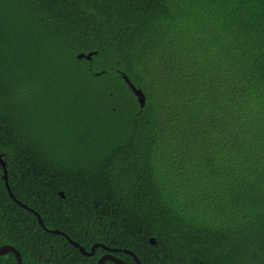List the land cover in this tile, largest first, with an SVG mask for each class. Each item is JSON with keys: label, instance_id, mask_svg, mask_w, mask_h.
Returning <instances> with one entry per match:
<instances>
[{"label": "trees", "instance_id": "trees-1", "mask_svg": "<svg viewBox=\"0 0 264 264\" xmlns=\"http://www.w3.org/2000/svg\"><path fill=\"white\" fill-rule=\"evenodd\" d=\"M0 154L24 264H264V0H0Z\"/></svg>", "mask_w": 264, "mask_h": 264}, {"label": "water", "instance_id": "water-1", "mask_svg": "<svg viewBox=\"0 0 264 264\" xmlns=\"http://www.w3.org/2000/svg\"><path fill=\"white\" fill-rule=\"evenodd\" d=\"M90 57V56H88ZM128 80V79H127ZM135 94H137L140 98V103L141 105H143L144 103V97H143V94L141 91L137 90L134 86L132 87ZM0 164L2 165L3 167V170H4V175H3V179L5 181V185L7 187V190L9 192V195L11 196V198L16 201L20 206L24 207L25 209L29 210L30 212L34 213L40 224L43 226V228H45L48 232H51V233H54V234H59V235H63L65 236L73 246H75L76 248H78L80 250V252L86 256H93L95 254V251H96V248L100 246V244H96L95 246H93L92 250L90 252L86 251L85 248H83L78 242H75L73 241L69 236H67V234H65L64 232L62 231H59V230H49L45 227L40 215L34 211L32 208L28 207L27 205L23 204L22 202L18 201L16 199V197L14 196L13 192L11 191V188H10V185H9V179H8V170H7V165H6V162L3 160L2 158V155L0 154ZM61 195L64 196L63 192H61ZM150 242L154 245L156 244V240L155 238H151ZM9 252H12L16 255V258H17V262L18 264H24L23 263V258L21 256V253L15 248L13 247L12 245H9V244H5V245H2L0 246V256L6 254V253H9ZM117 252V251H116ZM125 253H128L130 255H132L135 260H136V263L137 264H141V262L139 261L138 257L136 256L135 253H133L132 251L130 250H124ZM107 261H111L115 264H129L127 262H125L124 260H122L121 258L115 256L113 254V251H111L110 249H108V253L104 254L98 261V264H105V262Z\"/></svg>", "mask_w": 264, "mask_h": 264}, {"label": "rangeland", "instance_id": "rangeland-1", "mask_svg": "<svg viewBox=\"0 0 264 264\" xmlns=\"http://www.w3.org/2000/svg\"><path fill=\"white\" fill-rule=\"evenodd\" d=\"M197 152L202 155V153L200 151L197 150ZM191 173V172H190ZM190 176V174L188 175V177ZM183 178L187 181V176L184 175ZM175 187H177V185H179L178 181H174V183H172ZM192 195H194L195 193H191ZM190 195V196H192ZM198 195V194H197ZM194 198H196V196H193Z\"/></svg>", "mask_w": 264, "mask_h": 264}]
</instances>
